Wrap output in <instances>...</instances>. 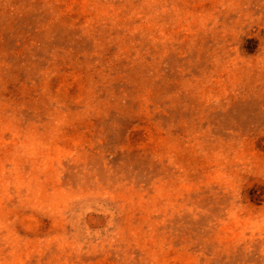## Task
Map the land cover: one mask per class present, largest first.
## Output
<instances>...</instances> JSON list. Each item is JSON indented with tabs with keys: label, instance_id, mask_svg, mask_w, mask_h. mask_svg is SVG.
Here are the masks:
<instances>
[{
	"label": "rangeland",
	"instance_id": "1",
	"mask_svg": "<svg viewBox=\"0 0 264 264\" xmlns=\"http://www.w3.org/2000/svg\"><path fill=\"white\" fill-rule=\"evenodd\" d=\"M0 264H264V0H0Z\"/></svg>",
	"mask_w": 264,
	"mask_h": 264
}]
</instances>
